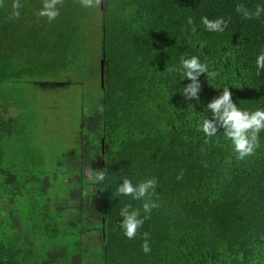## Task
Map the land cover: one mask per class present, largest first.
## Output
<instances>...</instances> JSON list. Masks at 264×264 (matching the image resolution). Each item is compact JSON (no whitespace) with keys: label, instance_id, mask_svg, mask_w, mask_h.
<instances>
[{"label":"trees","instance_id":"1","mask_svg":"<svg viewBox=\"0 0 264 264\" xmlns=\"http://www.w3.org/2000/svg\"><path fill=\"white\" fill-rule=\"evenodd\" d=\"M21 2L18 19L13 0L0 3V99L16 83L76 64L97 12L105 76L102 100L82 118L79 151L50 169L32 149L8 153L27 124L0 100V264H264V133L254 155L237 161L222 132L208 139L198 130L211 112L184 100L179 90L190 81L166 70L199 56L217 72L200 77L204 104L229 87L238 106L264 107V71L255 68L264 15L235 11L238 3L254 11L261 0H99L98 11L63 0L52 22L37 15L42 0ZM205 16L228 26L207 32ZM124 178L158 181L160 206L134 239L120 230L119 212L142 202L113 195Z\"/></svg>","mask_w":264,"mask_h":264},{"label":"clouds","instance_id":"2","mask_svg":"<svg viewBox=\"0 0 264 264\" xmlns=\"http://www.w3.org/2000/svg\"><path fill=\"white\" fill-rule=\"evenodd\" d=\"M2 2L3 0H0V3ZM79 3L83 8L92 9L97 6L99 0H79ZM62 4L63 0H42V8L37 15L47 17L48 21L52 22L59 16L58 6H62ZM22 6L21 0H13L11 5L12 17L17 19L20 17ZM235 11L244 19L259 18L264 15V0H261L254 11L248 9L242 3L236 5ZM189 23L192 24L193 21L189 19ZM201 24L207 32L223 33L228 26V21L223 17L209 19L205 16L201 18ZM193 31H195V28H193ZM226 55L227 58H232L235 52L228 51ZM255 68L258 76L264 71V51L257 55ZM166 70L170 74L178 75L180 77L179 81H190L179 90L185 101L194 100L196 103L202 104L206 112H211V118L203 113V117L197 123L198 130L206 138H216L218 133L222 132L224 140L229 142L231 152L237 161H244L254 155L260 147L261 133H264V107L250 110L238 106L232 98L233 94L229 87H223L222 94L204 104L200 97L202 90L200 77L206 74L207 79L211 81L216 78L217 72L210 71L208 63L202 61L199 56H181L178 64L168 66ZM219 129H223V131H219ZM107 175V170L98 171L94 175V181L102 183ZM157 185L156 178H148L137 183L124 178L122 183L116 186L114 196L131 197L132 200L142 202L141 208H133L131 204H128L120 209L119 228L128 239L136 238L145 220L150 218L152 211L160 206L157 200L154 199ZM142 235V250L145 254H148L151 252L149 233L144 232Z\"/></svg>","mask_w":264,"mask_h":264},{"label":"rangeland","instance_id":"3","mask_svg":"<svg viewBox=\"0 0 264 264\" xmlns=\"http://www.w3.org/2000/svg\"><path fill=\"white\" fill-rule=\"evenodd\" d=\"M95 10H100L99 3ZM95 21L91 43L84 46L79 61L69 68L36 76L27 82L16 83L13 96L1 101L11 105L9 115L22 118L25 125L23 143H6L9 154L16 149H32L41 154L47 169L53 168L65 152L79 151L78 132L82 118L95 110L102 100L100 14ZM99 19V20H98Z\"/></svg>","mask_w":264,"mask_h":264},{"label":"water","instance_id":"4","mask_svg":"<svg viewBox=\"0 0 264 264\" xmlns=\"http://www.w3.org/2000/svg\"><path fill=\"white\" fill-rule=\"evenodd\" d=\"M104 76H105V61H104V59H102L101 60V79H102V84L104 83Z\"/></svg>","mask_w":264,"mask_h":264}]
</instances>
